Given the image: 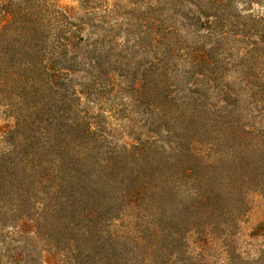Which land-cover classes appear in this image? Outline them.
<instances>
[{
	"label": "trees",
	"instance_id": "obj_1",
	"mask_svg": "<svg viewBox=\"0 0 264 264\" xmlns=\"http://www.w3.org/2000/svg\"><path fill=\"white\" fill-rule=\"evenodd\" d=\"M44 1L0 0V92L9 91L21 111L14 126L19 143L27 148L29 139L41 140L15 159L12 150L0 156V187L36 188L40 195L59 199L64 209L77 196L75 219L80 224L75 232L80 237L75 248L80 242L88 247L84 250L94 264H127L129 255L139 254L157 263V253L170 250L165 241L175 234L173 227L185 236L201 234L197 229L202 225L207 234L213 233L222 218L238 223L245 198L256 192L264 196V17L229 12L234 0H170L183 2L193 17L203 20L198 26L196 18L194 35L202 27L211 35L233 36L236 44L248 42L234 73L213 57L217 47L201 44L187 60L192 119L205 120L217 138V145L208 149L214 158L203 160L199 145L191 141L190 146H177L164 161L150 157L140 142L125 144L120 152L108 148L104 158L92 160L90 155L104 142L100 122L77 111L78 100L75 107L74 99L67 104L75 94L73 65L84 63L78 57L82 47L91 46L90 38L83 39V26L75 25V32L67 29L60 33L64 39L50 42ZM78 1L89 6L88 0ZM239 1L250 7L261 0ZM246 26L250 35L241 34ZM229 27V34L222 32ZM99 164L114 174L111 187L101 177L90 182L87 172ZM106 189L108 201L114 202L100 199ZM114 208L116 214L110 215ZM123 218L131 221L122 228L116 222ZM256 230L255 236L264 237V222Z\"/></svg>",
	"mask_w": 264,
	"mask_h": 264
},
{
	"label": "rangeland",
	"instance_id": "obj_2",
	"mask_svg": "<svg viewBox=\"0 0 264 264\" xmlns=\"http://www.w3.org/2000/svg\"><path fill=\"white\" fill-rule=\"evenodd\" d=\"M44 2L50 42L60 36L64 39L60 35L62 31L75 32V25L83 26V39L90 38L91 46L82 47L78 57V60L84 58V63L78 67L73 65L75 74L70 83L75 94L67 104L74 99L75 107L78 100L77 111L93 118L91 122H100L99 134L104 142L98 143L99 149L90 155L92 160L104 158L108 148L120 152L124 151L125 144L140 142L148 147L150 157L164 161L177 146H190L191 141L199 145L203 160H207L206 156L214 158L213 154L208 155V149L211 144L217 145V138L210 134L211 128L205 125V120L192 119L194 102L189 90L187 60L191 51L201 44L206 49L217 47L213 57L226 64L229 73H234L240 69V50L246 47L247 41L236 44L233 36L211 35L202 27L194 35L193 24L199 20L200 26L203 20L193 17L183 2L178 5L171 4L170 0H88L87 7L78 0ZM75 11L81 16L78 20ZM228 11L264 17V0L250 7L234 0ZM229 29L222 32L229 34ZM250 33L248 26L241 32L242 35ZM15 104L9 91L0 92V156L12 150L15 156L11 160L41 142L29 139L27 148L19 143L14 126L19 124L15 118L21 111ZM255 125L257 128L259 124ZM213 151H218L217 146ZM100 166L87 172L90 182L101 177L111 187L109 182L114 174ZM99 197L105 203L114 202V198L108 201L107 189ZM75 202L64 209L59 199L40 195L36 188L0 187V264H94L92 256L84 250L88 247L80 242L75 248V240L80 237L75 232L80 224L75 219ZM115 209L109 214H116ZM244 210L238 223L219 217L218 221L222 218L220 228L210 234L202 224L201 230L197 229L201 234L192 231L185 236L173 227L175 234L165 241L170 250L158 252L157 263L264 264V237L254 235L256 227L264 222L263 194H249ZM102 219L105 220L104 214ZM130 221L123 218L116 224L123 228ZM148 259L142 254L129 255L126 262L157 264Z\"/></svg>",
	"mask_w": 264,
	"mask_h": 264
}]
</instances>
